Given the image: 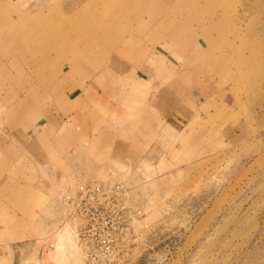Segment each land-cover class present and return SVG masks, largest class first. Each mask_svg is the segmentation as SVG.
Wrapping results in <instances>:
<instances>
[{"label": "rangeland", "instance_id": "1", "mask_svg": "<svg viewBox=\"0 0 264 264\" xmlns=\"http://www.w3.org/2000/svg\"><path fill=\"white\" fill-rule=\"evenodd\" d=\"M66 1L14 0L0 5L8 11L0 19L14 25L23 23L25 13H41L46 15L38 18L42 26L60 28L67 23L61 16L54 19L53 9L62 15L66 9L80 10L82 15L90 12L85 22L80 23V17L73 22L82 32L74 33L80 49L66 50L67 39L60 38L58 45L49 41L51 29L42 31L46 35L35 43V50L29 45L22 51L11 49L9 57L26 67L11 66L7 104L38 79L49 89L67 60H89L80 66L79 77L82 70L88 78L101 68L113 70L108 59L117 47L124 61L134 60L140 68L157 58L182 62L181 72L190 73L186 90L191 98L201 93L204 113L211 110L213 115L195 134L170 142L175 144L169 157L171 171L163 170L169 173L164 180L156 179L147 167L142 169L143 177L116 171L100 158L106 154L93 152L89 156L95 163L86 166L79 160L61 177L29 161L14 165L10 173L0 168V179L7 173L12 185L9 193L0 189V264H58L50 247L68 226L73 228V249H77L72 252L81 255L82 264H91L77 237V223L66 221L61 202L66 189L80 181L124 182L143 211L133 224V237H100L95 264H264V0ZM49 12L56 22L50 21ZM97 13L105 15L114 31L125 32L104 39L80 25H99L102 19L92 16ZM121 23L124 26L118 28ZM132 36H137V43ZM0 53L8 54L5 49ZM38 60L48 64L39 65ZM157 73L161 79L175 75L159 69ZM44 75L51 80H44ZM57 88L60 85H53L54 91ZM154 99L155 113L170 100L165 94ZM140 108L144 123L139 128L156 126V115H149L145 104ZM33 191L42 196L38 204H18L21 196ZM108 248L110 255L104 253Z\"/></svg>", "mask_w": 264, "mask_h": 264}, {"label": "crops", "instance_id": "2", "mask_svg": "<svg viewBox=\"0 0 264 264\" xmlns=\"http://www.w3.org/2000/svg\"><path fill=\"white\" fill-rule=\"evenodd\" d=\"M11 1L14 0H0V5L7 3L8 6ZM69 1L71 0L66 2ZM101 1L106 3L112 0ZM79 11L66 9L65 12H61L62 15L53 9L52 13L56 14L54 19L61 16L67 23V26L60 28L59 25L42 26V20L38 18L46 15L41 13L38 16L25 13V20L21 25L0 19V50L5 49L8 53L7 56L0 53V168L7 169L10 173L14 165L18 166L21 162L29 161L36 165L35 168L39 167V170L51 168L55 171L56 177H61L68 168L74 170L75 163L79 160L83 164L86 163V166L95 163L89 156L93 152L98 156L106 154L100 158H105L104 160L108 161L116 171H130L143 177L142 169L147 167L151 168L152 175L156 179L169 178V173L162 172L171 171L169 157L172 153L171 147L175 144L170 142L195 134L213 115L211 110L208 115L204 113L206 103H202L201 93H194L191 98L190 92L186 90L184 83L190 73L181 72L184 69L182 62L173 63L166 58H157L144 64L145 68L144 66L140 68L137 64L133 65L134 60L124 61L122 55H119L120 50L114 47V56L108 59V65L111 64L113 70L101 68L89 78V75H85L82 70L84 75L79 77L76 73L83 68V65L89 64V60L84 57L74 60L75 62L67 60L61 63L60 77L53 76V83L49 89L38 79L25 91L17 92L18 100L12 104H7L4 100L11 96L9 93L11 66L17 64L26 67L20 60L14 62L9 57L11 49L22 51L26 48L25 45H29L35 50V43L44 39L43 33L46 35L42 32L44 29L52 30L46 37L49 41L55 40L58 45L61 44L60 38L67 39L66 50L80 49V46L75 45L74 33L82 32L77 31L79 29H76L73 22L77 17L82 19L80 23L85 22L90 12L87 14L84 12L82 15ZM6 12L8 11L3 9L0 14L6 17ZM49 14L51 19L49 20L55 21L51 12ZM92 16L101 18V23L98 21L99 25L92 27L88 23L78 24L87 27L86 30L93 29V32H96L93 34L104 39H111L113 32L121 34L125 32L123 29L114 31L111 23L107 25L103 13ZM45 23L47 24L48 21ZM123 26V23L117 25L118 28ZM60 31L64 34L58 35ZM84 32L83 30V34ZM54 34L56 36L52 39ZM132 37L137 43V36ZM16 44L17 47H14ZM37 62L40 63L39 65L48 64L47 61ZM56 63L50 62L51 65ZM157 69L174 71L175 75L170 78L162 75L163 79H161L158 77ZM177 71L180 73H176ZM37 75L42 74H34ZM46 78L50 79L49 75L46 77L44 75V80ZM169 80L171 82L166 83ZM53 85H60V90L57 88L58 91H54ZM160 94L167 95L170 100L167 99L163 108L162 106L160 109L156 108L155 113L154 98ZM144 104L148 106L149 115H156V126L151 124L139 128V123H144L142 113L139 112ZM54 122L57 123L56 127ZM140 129L143 131L141 132ZM166 146L168 147L165 148ZM14 174L23 177L20 172ZM11 186L10 175L3 173L0 179L2 193L5 191L9 193ZM41 197L40 193L33 191L25 193L17 201L18 204L23 203L28 207L38 204V198Z\"/></svg>", "mask_w": 264, "mask_h": 264}, {"label": "built area", "instance_id": "3", "mask_svg": "<svg viewBox=\"0 0 264 264\" xmlns=\"http://www.w3.org/2000/svg\"><path fill=\"white\" fill-rule=\"evenodd\" d=\"M61 202L66 221L77 223V237L91 264L101 251L100 237H133V224L143 215L132 189L119 181H80L66 189ZM104 253L112 254L110 248Z\"/></svg>", "mask_w": 264, "mask_h": 264}, {"label": "bare ground", "instance_id": "4", "mask_svg": "<svg viewBox=\"0 0 264 264\" xmlns=\"http://www.w3.org/2000/svg\"><path fill=\"white\" fill-rule=\"evenodd\" d=\"M136 1H141V0H136ZM143 1L149 2L152 0H143ZM121 5H123V4L120 3V6ZM150 5H151L150 7L153 8L152 3ZM123 7H126V6L123 5ZM147 9H149V8H147ZM73 241H74L73 240V228L68 226V227L61 229L58 232L57 242L53 246L50 247V248L54 249L52 252V255L54 256V258H55L54 260H56L58 262V264H64V263L65 264H82L81 255H78L79 253L72 252L73 250H75V251L77 250V249H73V244H74ZM75 245H76V243H75ZM69 248L71 249V251H69Z\"/></svg>", "mask_w": 264, "mask_h": 264}, {"label": "water", "instance_id": "5", "mask_svg": "<svg viewBox=\"0 0 264 264\" xmlns=\"http://www.w3.org/2000/svg\"><path fill=\"white\" fill-rule=\"evenodd\" d=\"M53 250H54V249L52 248V250H51V251L53 252Z\"/></svg>", "mask_w": 264, "mask_h": 264}]
</instances>
